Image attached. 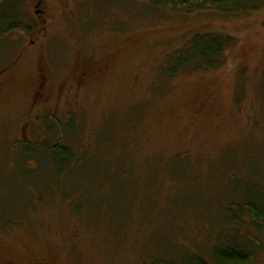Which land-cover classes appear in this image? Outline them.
Listing matches in <instances>:
<instances>
[{
  "label": "rangeland",
  "instance_id": "rangeland-1",
  "mask_svg": "<svg viewBox=\"0 0 264 264\" xmlns=\"http://www.w3.org/2000/svg\"><path fill=\"white\" fill-rule=\"evenodd\" d=\"M23 13L0 37V264H218L219 247L264 264V7L26 0ZM205 33L233 39L224 65L175 75Z\"/></svg>",
  "mask_w": 264,
  "mask_h": 264
},
{
  "label": "trees",
  "instance_id": "trees-1",
  "mask_svg": "<svg viewBox=\"0 0 264 264\" xmlns=\"http://www.w3.org/2000/svg\"><path fill=\"white\" fill-rule=\"evenodd\" d=\"M26 0H5L0 7V37L7 33L19 30L24 23V3ZM155 7L168 8L173 11L183 12L187 15L216 11L226 17L246 16L264 7V0H148ZM233 44L230 36L223 34H197L188 45L177 51L172 61L175 69V75L184 67L200 68L204 70H218L225 62V54ZM171 69V68H170ZM169 69V70H170ZM172 70V69H171ZM52 149L53 161L62 169L67 161L73 160V154L70 148L57 143ZM29 150V149H28ZM27 150V151H28ZM60 170V171H61ZM250 205L245 210L250 214L251 220L255 221L256 215L252 214ZM233 222L240 220V216L230 212ZM254 223V222H252ZM222 247H219L216 254L219 256ZM224 255L226 259L217 256L218 264H245V257L238 253L237 248H225ZM204 264V263H203Z\"/></svg>",
  "mask_w": 264,
  "mask_h": 264
},
{
  "label": "flooded vegetation",
  "instance_id": "flooded-vegetation-1",
  "mask_svg": "<svg viewBox=\"0 0 264 264\" xmlns=\"http://www.w3.org/2000/svg\"><path fill=\"white\" fill-rule=\"evenodd\" d=\"M8 264H13V263H8ZM36 264H54V263H52V262H38Z\"/></svg>",
  "mask_w": 264,
  "mask_h": 264
}]
</instances>
